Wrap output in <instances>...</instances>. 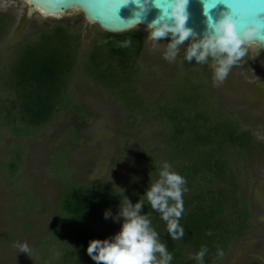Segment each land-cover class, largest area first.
Masks as SVG:
<instances>
[{"label": "trees", "instance_id": "obj_1", "mask_svg": "<svg viewBox=\"0 0 264 264\" xmlns=\"http://www.w3.org/2000/svg\"><path fill=\"white\" fill-rule=\"evenodd\" d=\"M7 32L8 26L0 21V40ZM105 37V41L95 42L97 48L91 47L81 66L82 73L102 88L118 93L125 102L134 103L132 108L137 109L138 94L137 89L132 88V77L137 73L134 65L143 48V36L132 31L106 33ZM127 40L132 43L122 46ZM80 48V36L57 25L50 31L41 32L39 38L22 44L19 50L23 52L14 65L10 68L6 65L0 71V128L11 137V151H17L6 158L0 171L10 185L15 183L12 179L18 176L23 164L16 141L42 133L63 111H70L74 116L73 126L63 133L70 144L63 149L59 146L65 155L59 165L66 170V180L63 179L58 188L54 221L46 239L41 241V244H50L51 252H36L38 261L27 264H94L86 254L88 242L113 236L122 222L105 219L104 212L110 209L115 217L123 196L132 203L138 202L158 178L153 175L159 171L155 162L159 154L154 167H150V174L145 177L142 192L136 196L129 192L127 182L123 185L86 184L73 182L68 176L71 171L67 170V163L72 155L68 148L83 149L84 138L79 134L88 124V111L68 95ZM192 78L195 84L189 89L191 94L181 100V106L158 104L152 111L167 122L169 154L161 161L169 162L187 181V192L183 197L185 211L180 220L185 229L184 238L170 239L159 213L153 211L146 201L142 214L150 215L153 227L173 254L172 264H197L192 257L202 246L208 249L204 264H220L233 246L257 231L249 199L255 179L251 154L264 151V145L255 142L251 133L244 130L233 115L210 105L207 94L205 102V96L200 95V85L196 83H201L200 80L195 76ZM128 114L132 123L139 117L137 112ZM120 189H123V196ZM218 249L223 251L222 257L217 255ZM244 264L259 263L248 260Z\"/></svg>", "mask_w": 264, "mask_h": 264}, {"label": "rangeland", "instance_id": "obj_2", "mask_svg": "<svg viewBox=\"0 0 264 264\" xmlns=\"http://www.w3.org/2000/svg\"><path fill=\"white\" fill-rule=\"evenodd\" d=\"M0 21L8 26L7 34L0 40V71L6 65L13 66L23 52L19 47L39 38L41 32L60 25L80 36L79 58L68 95L88 111V124L79 134L84 138L83 149L68 148L72 155L67 170L70 169L68 176L73 182L113 185L127 182L131 194L141 193L157 154L160 156L155 162L159 167L162 158L167 159L169 154L167 122L152 111L158 104L181 106V100L191 94L189 89L195 84L193 76L202 83L196 82L201 97L207 94L210 105L233 115L255 142L264 145V54L258 56L256 46L249 49L247 56L221 82L214 79L212 62L197 66L194 60L184 61L183 47L176 60L169 62L163 59L166 44L170 42L167 38L156 44L148 39L146 28L131 30L141 33L144 39L134 65L137 73L132 77V88L138 94L135 104L139 107L133 109L134 103L125 102L118 93L102 88L82 73L81 66L91 47L97 48L95 42L106 39V33L87 23L82 13L73 11L60 18L29 15V6L23 0H0ZM188 43L185 42V47ZM203 98L206 102V96ZM131 112L139 116L135 124L128 120ZM73 117L70 111H63L42 133L16 141L23 164L18 176L12 179L14 184L10 185L0 172V264L37 262L36 252H51L50 244L41 241L46 239L54 221L58 188L66 180V170L59 162L65 156L61 151L63 146L70 144L63 133L73 126ZM11 142V137L0 128V171L6 158L17 152L11 151ZM142 152L145 153L134 157ZM251 158L255 179L249 199L257 231L233 246L220 264H244L248 260L264 264V151L253 152ZM153 177L157 178L158 172ZM23 243L29 246L28 254L20 253L18 245Z\"/></svg>", "mask_w": 264, "mask_h": 264}, {"label": "clouds", "instance_id": "obj_3", "mask_svg": "<svg viewBox=\"0 0 264 264\" xmlns=\"http://www.w3.org/2000/svg\"><path fill=\"white\" fill-rule=\"evenodd\" d=\"M130 0H102L106 7L111 8L119 3L120 7L127 6ZM138 9L135 13L136 23L147 14L149 0H131ZM155 7L161 9L160 17L147 28L148 39L156 44L168 39L163 59L172 62L180 55L184 48V61L196 64H208L211 60L213 76L216 81H223L233 66L243 60L249 49L257 45V50L264 43V34L257 24L246 23L240 25L234 21L229 12H222L220 18L213 20L209 15L219 0H201L203 15L207 28L202 36L197 38L193 30L187 27L189 20L188 5L190 0H152ZM119 7V8H120ZM188 45L185 47V42ZM131 40L123 42L127 47ZM187 181L176 172L167 161H162L158 171V178L149 185L143 194V199L132 203L124 197L114 217L111 210L104 212V218L122 221L117 233L113 236L88 242L87 256L94 264H172L173 254L167 244L162 242L160 234L152 225L149 214H142L145 201L151 209L160 215L166 225V234L172 240H182L185 229L180 220L184 214V194L187 192ZM210 234V233H209ZM20 253L30 252L27 243L18 245ZM208 249L202 246L192 258L197 264H204V257ZM217 255L222 257L223 251L218 249Z\"/></svg>", "mask_w": 264, "mask_h": 264}, {"label": "water", "instance_id": "obj_4", "mask_svg": "<svg viewBox=\"0 0 264 264\" xmlns=\"http://www.w3.org/2000/svg\"><path fill=\"white\" fill-rule=\"evenodd\" d=\"M29 6V15L34 12L42 17L60 18L63 15L73 11L82 13L87 23L95 25L103 32L108 34H123L130 32L137 27L148 28L153 21L161 15V9L154 6L152 0H149L147 14L140 18L137 24L135 13L138 11L136 5L130 2L127 6H122L117 10L116 4L111 8L106 7L102 0H24ZM233 0H219L217 6L210 10L209 15L213 20L219 19L222 12H230L229 6ZM242 7H253L257 10V25L264 34V0H255L254 3H242ZM189 20L187 27L191 28L197 38L202 36L206 30V18L203 15V3L201 0H190L188 5ZM238 28L240 23H237ZM256 46L257 45H253ZM257 55L264 54V43L257 50Z\"/></svg>", "mask_w": 264, "mask_h": 264}, {"label": "snow or ice", "instance_id": "obj_5", "mask_svg": "<svg viewBox=\"0 0 264 264\" xmlns=\"http://www.w3.org/2000/svg\"><path fill=\"white\" fill-rule=\"evenodd\" d=\"M254 3L255 0H233V3L229 6L230 14L232 15L234 21L236 23L240 24H246V23H253L257 24L258 21L256 20V17L258 15V12L253 7H242V3ZM117 10L120 7V4H116Z\"/></svg>", "mask_w": 264, "mask_h": 264}, {"label": "flooded vegetation", "instance_id": "obj_6", "mask_svg": "<svg viewBox=\"0 0 264 264\" xmlns=\"http://www.w3.org/2000/svg\"><path fill=\"white\" fill-rule=\"evenodd\" d=\"M24 1V0H23ZM34 13H37V12H34ZM39 14V13H38ZM40 15V14H39ZM40 16H42V15H40ZM264 80V79H263ZM258 110H259V107H258Z\"/></svg>", "mask_w": 264, "mask_h": 264}]
</instances>
